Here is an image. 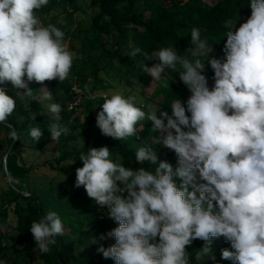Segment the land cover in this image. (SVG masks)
Returning <instances> with one entry per match:
<instances>
[{"label": "clouds", "instance_id": "9594fccd", "mask_svg": "<svg viewBox=\"0 0 264 264\" xmlns=\"http://www.w3.org/2000/svg\"><path fill=\"white\" fill-rule=\"evenodd\" d=\"M48 3L0 0V85L10 83L29 97L33 82L68 79L75 59L65 32L54 24L43 25L37 16ZM249 6L251 15L238 28L231 20L225 22L223 61L211 58L205 63L212 49L197 28L191 30L188 56L167 47L151 56L138 47L129 53L143 56L137 66L153 81H160L166 71L179 73L190 96L173 100L170 113H146L124 89L104 95L96 115L102 135L118 140L136 136L138 123L147 118L153 132L161 133L159 144L177 157L173 168L167 161L158 162L151 147H140L135 162L141 167L133 170L110 159L107 146L80 154L83 166L76 168L75 187H83L118 223L99 237L115 240L97 248L104 258L115 264H190L187 248L194 240L205 242L195 252V260L204 261L212 241L223 237L234 250L223 249V259L264 264V0H250ZM148 60L157 62L149 67L144 63ZM208 66L214 73L211 88ZM42 98L51 100L52 95L45 91ZM15 108V100L0 87V124H7ZM48 112L56 121L48 132L57 141L69 129L59 123L58 103L50 104ZM29 135L38 141L43 131L32 127ZM9 136L20 140L15 129ZM64 231L58 213L48 211L31 223L34 251L49 253ZM90 242L98 243L95 238Z\"/></svg>", "mask_w": 264, "mask_h": 264}, {"label": "trees", "instance_id": "16d2710c", "mask_svg": "<svg viewBox=\"0 0 264 264\" xmlns=\"http://www.w3.org/2000/svg\"><path fill=\"white\" fill-rule=\"evenodd\" d=\"M58 2L59 0H49V3L52 4L51 7L57 6ZM249 3L250 0H215L213 2H206L205 0H90L91 11L87 17L88 25L86 28L82 30L76 26L73 31H64V28L73 23L72 12L65 10L59 13L58 17L63 20L62 24L59 23V28L65 32V40H70L77 34L83 36L79 50L81 56L78 58L82 62L85 61L83 54L86 44L99 41L98 49L101 54L108 58L105 67L115 66V63H118L115 68L120 73V81L125 82L128 84L126 86L130 87V82L124 81L121 73L124 67L131 71L133 68L129 65L135 67L143 61L142 55L138 54L135 57L129 55L134 48L138 47L151 56L160 48L167 47L174 49L178 55L187 56V50L192 46L191 30L193 28L199 29L201 38L207 39L209 46L214 48L215 51L211 58L223 61L225 59L223 47L228 31L225 22L231 20L233 24L236 23L235 26L238 28L251 15ZM50 9V5H47L38 12L42 17L41 14ZM56 18L52 17L51 19L54 21ZM41 20L44 21L42 18ZM101 37H104V40H98ZM211 58H206L205 63L207 64V60ZM201 59L203 60L204 57ZM156 62L155 60H148L144 63L151 67ZM98 72L96 70L92 79L89 80V89L87 93L85 92L86 95L81 96L79 105L71 106V108L69 106L74 102L76 94L69 82L64 86V95L61 94V83L58 80L45 81L43 84L33 82L29 85L33 89L31 97L24 94V89L15 88L10 83L0 85L16 102V108L8 117L7 124H0V128L3 130V141L7 147L12 141L9 133L13 129L18 132L20 140L15 141L12 151L20 145L24 136L29 135L30 128L38 127L43 131V135L38 141L32 140L29 135V148L33 152L51 155L43 163L49 177L71 175L76 171V168L83 166L82 161H79L82 152L86 153L89 148L102 146H107L110 149V159L114 162L123 161L125 167L133 170L141 167L135 162V152L140 147L145 146H138L136 136L118 140L106 137L100 131L92 132L88 128L81 132L84 138L82 150L74 149L71 146V142L76 137L74 131L80 126L76 111L83 107L85 111L92 112L89 108L90 98L93 94L98 93L99 86L103 83L96 75ZM133 72L135 73L134 70ZM205 74L211 88L214 83L212 79L214 73L210 66L207 67ZM78 82L81 88L87 83L85 77L79 78ZM41 88H45V91L51 93V100H43L41 93L43 89ZM127 91L134 94L138 107L144 105L150 111L155 110L157 115L163 110H168L170 113V105L173 100L180 98L182 101H186L190 96L188 89L180 80H178L177 85L172 83L165 86L158 85L148 95H145L140 89L135 92L129 88ZM137 93L138 95H135ZM52 103H58L61 106L59 123L69 129L67 135H62L57 141H52L48 132L49 124L56 122L51 113L48 112V106ZM137 128L139 136L145 141L156 134L152 130V122L147 118L140 121ZM163 153L161 156L157 155L158 162L166 159L175 168L177 166L175 153L170 149H166ZM8 157L5 161L11 181L10 183L5 181L2 187L4 197L7 200L0 206L2 217L0 262L3 264H20L19 255L22 249L36 248V243L30 232L31 223L39 220L47 212L37 194L24 195L20 191L19 185L13 182L16 174L23 175L29 169L23 167L21 163L16 166V171L10 172L7 165ZM69 162L75 163L69 165ZM142 166L145 168L154 167L147 164ZM0 174L4 177L2 162H0ZM176 182L179 184V179ZM50 185L52 186V184ZM85 214L86 221L84 222L81 211L58 213L64 225V235L56 238L57 243L50 246L49 253L40 254L37 252V258L41 264H77V257L74 253L78 244L87 245L92 235H99L100 237L101 234H106L118 227V223L110 219L108 214H99L96 210L95 212L87 211ZM102 241L105 248L115 243L114 238H106ZM204 244V241L197 239L188 246L187 251L190 254L192 264H233V261L225 260L221 255L223 249L230 250V243L226 242L224 245L218 246L213 241L210 256L206 257L204 261L196 262L195 252Z\"/></svg>", "mask_w": 264, "mask_h": 264}, {"label": "rangeland", "instance_id": "374dc122", "mask_svg": "<svg viewBox=\"0 0 264 264\" xmlns=\"http://www.w3.org/2000/svg\"><path fill=\"white\" fill-rule=\"evenodd\" d=\"M90 0H59L57 6L51 7L50 10L46 13L41 14L37 12V16L42 18L44 21L41 20L43 25L54 24L57 27H60L58 21H60L59 13L62 10L66 12H72V25L64 28L65 30L73 31L75 30L76 26L81 28L82 30L87 27L88 25V14L91 11L89 6ZM204 1V0H203ZM206 2H213L215 0H205ZM52 17H57L54 21L51 19ZM83 36L77 34L72 39L65 40L70 51L75 53L74 64L71 68L70 74L68 79L61 82V94L64 95V86L67 85V82L70 83L72 89L79 88L81 90V96L86 95L89 85L88 82L92 79V75L95 74L96 70L99 72L96 73L100 80L103 83L99 86V91L95 95L93 94L90 98V110L92 112L85 111V108L80 107L76 114L79 116V124L80 126L74 131L76 137L71 142V146L74 149L82 150L84 145V138L81 135V132L90 128L92 132H99V128L96 126V115L101 110L100 105L104 102L103 97L106 93L111 91H115L118 89H124L125 95H134L133 93H129L127 91L129 88L130 90H141L144 92L145 95H148L150 92L154 90V88L158 85L165 86L166 84H178L179 80V73L177 72H165L160 81H153V78L140 71L138 66H131L133 68L131 71L128 70L126 67L123 68L121 75L124 78V81L130 82V87H127L125 82L120 81V73L115 68L118 63H115V66H107L108 58L101 54L100 50L98 49L99 41L88 42L85 47V51L83 54V58L85 61L82 62L79 58L81 56L79 54V50L81 48V38ZM98 40H104V37L99 38ZM211 51L209 52L206 58H211L214 54V48L211 47ZM90 53V54H89ZM125 53V52H124ZM89 54V55H88ZM190 53L187 54V56ZM190 59H195V57H189ZM199 58H202L199 57ZM131 64V63H129ZM135 71V73L133 72ZM130 71V72H129ZM79 74V75H78ZM78 75V76H77ZM87 83L81 88L79 86V78H84ZM106 84V85H105ZM103 85V86H102ZM45 92V89L42 90V95ZM86 92V93H85ZM128 92V93H127ZM135 95H138L135 94ZM142 110L146 113H149L150 109L146 108L144 105L141 106ZM161 136V133L156 132V134L149 140L141 138L137 132L136 141L138 146H145L151 147L153 151L158 155H163L164 151L168 149L167 147L159 144L158 138ZM30 140L29 135L24 136L23 139L20 141V145L12 151L8 153V162L7 165L10 168V172L16 171V166L22 163L23 167L28 168L29 170L24 173L23 175L16 174L13 178V182L19 185L20 191L24 195H28L30 193L37 194L40 199L42 200L43 206L48 211H55L57 213L62 212H73L76 213L78 211L82 212L83 221H86V212L91 211L95 212L99 211V205L95 203L94 200L89 198L84 190L83 187L77 188L75 187V179H76V171L71 173V175H62V176H55L49 177L46 167L43 165L51 155L50 154H40L37 151H34L29 148ZM7 145L3 141V130L0 128V162L4 159V154L7 150ZM26 148V149H25ZM165 161H167L165 159ZM168 162V161H167ZM45 170V171H44ZM6 181L0 174V206L7 200L4 197V192L2 190L3 184ZM52 184V186L50 185ZM0 215V233L2 232V219ZM96 239L98 243H91L92 239ZM218 246L224 245L227 241L221 237L219 239H214ZM105 244L102 240L99 239V235H92L89 243L85 244H78L75 250L74 255L77 257V264H115L114 260L108 258H104L101 253L97 252V248ZM33 248H23L20 255H19V262L20 264H41L39 259L37 258V251H34ZM230 250L233 249L230 247ZM205 260V259H204ZM198 262L197 260H195ZM200 261V260H199ZM202 263H204L202 261ZM192 264V262H190Z\"/></svg>", "mask_w": 264, "mask_h": 264}, {"label": "built area", "instance_id": "2783aa9c", "mask_svg": "<svg viewBox=\"0 0 264 264\" xmlns=\"http://www.w3.org/2000/svg\"><path fill=\"white\" fill-rule=\"evenodd\" d=\"M72 90L76 94V98L74 99V102L69 106V108H71V106H77V105H79L80 99H81V90L79 88H73ZM98 213L99 214H108L107 209L104 208V207H100V206H99Z\"/></svg>", "mask_w": 264, "mask_h": 264}, {"label": "water", "instance_id": "95a60500", "mask_svg": "<svg viewBox=\"0 0 264 264\" xmlns=\"http://www.w3.org/2000/svg\"><path fill=\"white\" fill-rule=\"evenodd\" d=\"M15 141H11V143L9 144V146H8V148H7V150H6L5 154H4V159L2 161V171H3L4 177L6 178V181L8 183H10L11 177L8 174V171H7V168H6V161H5V159L8 156V153L10 152V150H11L12 146L14 145Z\"/></svg>", "mask_w": 264, "mask_h": 264}]
</instances>
